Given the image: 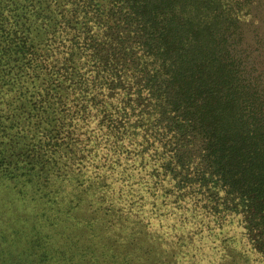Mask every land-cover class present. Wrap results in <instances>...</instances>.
Masks as SVG:
<instances>
[{"label":"trees","instance_id":"16d2710c","mask_svg":"<svg viewBox=\"0 0 264 264\" xmlns=\"http://www.w3.org/2000/svg\"><path fill=\"white\" fill-rule=\"evenodd\" d=\"M264 264V0H0V264Z\"/></svg>","mask_w":264,"mask_h":264},{"label":"rangeland","instance_id":"374dc122","mask_svg":"<svg viewBox=\"0 0 264 264\" xmlns=\"http://www.w3.org/2000/svg\"><path fill=\"white\" fill-rule=\"evenodd\" d=\"M200 257V260H202V255L200 253L194 252L191 255H188L185 259H184V264H192L193 262H195L196 260H198Z\"/></svg>","mask_w":264,"mask_h":264}]
</instances>
